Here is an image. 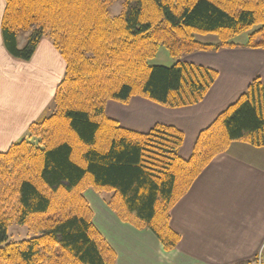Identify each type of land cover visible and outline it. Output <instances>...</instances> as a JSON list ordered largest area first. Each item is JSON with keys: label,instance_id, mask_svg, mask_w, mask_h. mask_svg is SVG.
<instances>
[{"label": "trees", "instance_id": "16d2710c", "mask_svg": "<svg viewBox=\"0 0 264 264\" xmlns=\"http://www.w3.org/2000/svg\"><path fill=\"white\" fill-rule=\"evenodd\" d=\"M117 1L123 9L113 15ZM5 2L1 33L8 53L28 61L47 38L66 69L50 114L0 152V264H117L95 227L84 194L89 188L110 192L107 205L123 222L152 230L172 251L181 237L170 225L171 210L204 168L234 142L264 146V82L253 78L203 129L189 159L179 155L184 131L162 123L144 133L130 130L105 105L133 96L169 108L201 102L219 72L180 59L223 48L264 49V0ZM250 30L246 41H235ZM198 32L219 40L202 42ZM161 46L175 64H150ZM11 223L26 226L27 236L9 240ZM232 264H259V257Z\"/></svg>", "mask_w": 264, "mask_h": 264}, {"label": "crops", "instance_id": "0c3cea01", "mask_svg": "<svg viewBox=\"0 0 264 264\" xmlns=\"http://www.w3.org/2000/svg\"><path fill=\"white\" fill-rule=\"evenodd\" d=\"M5 5L0 0V152L25 137L32 123L50 114L66 69L62 54L47 38L28 61L8 53L1 33ZM186 58L180 60L219 72L201 102L169 108L138 98L131 105L122 104L118 111L108 104L106 111L124 127L141 133L157 123L184 131L179 155L189 159L203 129L236 102L253 78L260 76L264 82V49L223 48ZM189 189L171 210L170 225L181 237L172 251L164 249L152 230L123 222L107 205L111 194L91 188L84 194L95 227L117 253V264H232L258 254L264 242V146L232 143L227 152L212 159Z\"/></svg>", "mask_w": 264, "mask_h": 264}, {"label": "rangeland", "instance_id": "374dc122", "mask_svg": "<svg viewBox=\"0 0 264 264\" xmlns=\"http://www.w3.org/2000/svg\"><path fill=\"white\" fill-rule=\"evenodd\" d=\"M122 9H123V6L121 5V1H117V2H115L114 6H112L111 12H112L113 15H116V14L120 13L122 11ZM256 28L257 27H255L254 29H256ZM251 31L252 30H250L248 32H245V33L239 35L238 37L235 38V41H238V42H244V41H246V39L249 36L248 33L251 32ZM27 34L28 33H26V32L23 33L20 36L19 40L21 42L22 41H25ZM195 37H196L197 40H200V41L205 42V43H210V42L214 43V42H217L219 40V38L216 35V33H213V32H210V33H201V32H198V33H195ZM195 53H198V52H195ZM190 54H194V53H190ZM187 56H185V58ZM186 59H188V58H186ZM176 61H177V59L175 60V59H173L170 56L169 51L166 49L165 46H161L159 48V52L153 58L149 59V62L152 65L153 64H161V65L171 66V65L175 64ZM138 98H144V97L133 96V97H131V100L128 103H122L120 101L117 102L115 100H111L110 99V100H108V102L105 105V111H106V108H107L108 104L112 105L114 107L113 109H116V110H113V111H118L117 109L120 106H122V104H129V105H131V103H133L135 101H138ZM106 114H107V111H106ZM113 114H117V113L114 112ZM102 192L107 193V194H111L110 192H107V191H102ZM97 193H100V192H97ZM8 232H10V238H9V240H20L21 238L26 237L27 236L26 234H28V231H27V227L26 226L20 225V224H16V223H11L9 225ZM262 245L263 246L261 247V249L257 252L258 253L257 256L259 257V264H262V263L264 264V258L262 259V254L264 252V242H263ZM253 258H250V259H253ZM246 260H248V259H246Z\"/></svg>", "mask_w": 264, "mask_h": 264}]
</instances>
